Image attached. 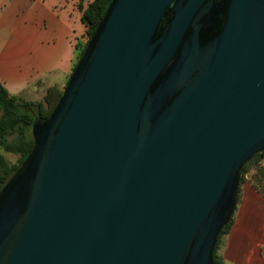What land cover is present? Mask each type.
Listing matches in <instances>:
<instances>
[{
    "label": "water",
    "instance_id": "95a60500",
    "mask_svg": "<svg viewBox=\"0 0 264 264\" xmlns=\"http://www.w3.org/2000/svg\"><path fill=\"white\" fill-rule=\"evenodd\" d=\"M258 1H109L0 190V264H214L264 151Z\"/></svg>",
    "mask_w": 264,
    "mask_h": 264
},
{
    "label": "crops",
    "instance_id": "0c3cea01",
    "mask_svg": "<svg viewBox=\"0 0 264 264\" xmlns=\"http://www.w3.org/2000/svg\"><path fill=\"white\" fill-rule=\"evenodd\" d=\"M59 1L0 0V83L9 95L53 87L51 76L69 70L75 18ZM239 194L218 254L222 264H264V191L246 174Z\"/></svg>",
    "mask_w": 264,
    "mask_h": 264
},
{
    "label": "trees",
    "instance_id": "16d2710c",
    "mask_svg": "<svg viewBox=\"0 0 264 264\" xmlns=\"http://www.w3.org/2000/svg\"><path fill=\"white\" fill-rule=\"evenodd\" d=\"M109 1L110 0H92L88 2L86 6L80 5V22L86 30L88 39L86 42L75 47L78 60L82 56L90 37L105 15ZM61 92V90L50 87L44 95V101L37 103L21 102L19 97L9 95L0 83V148L6 153L20 155L18 164L11 165L5 160L4 156L0 154V190L33 147V139L31 136L33 123L45 121L49 118L61 96ZM10 136H15V139L9 141L8 137ZM262 159H264V151L255 154L242 167L239 175L236 204L240 196L239 187L244 181L245 175L249 172V165L253 162L260 163ZM251 179L259 190L264 191V184L258 181L255 175L251 177ZM231 221L232 217L224 226L218 237L215 246L214 264H222L218 250Z\"/></svg>",
    "mask_w": 264,
    "mask_h": 264
},
{
    "label": "rangeland",
    "instance_id": "374dc122",
    "mask_svg": "<svg viewBox=\"0 0 264 264\" xmlns=\"http://www.w3.org/2000/svg\"><path fill=\"white\" fill-rule=\"evenodd\" d=\"M31 1V0H30ZM48 1H53V0H48ZM92 0H60L59 1V7L66 9V13L71 16V18H75L73 20V26L74 29L76 30V35L73 37L72 41V49L70 51V59L71 63L69 64V70L67 72L60 71L56 72L53 76H51V81L52 85L55 89L57 90H63L65 85L67 84L70 75L72 71L74 70V65L78 62L77 59V50L76 46L84 43L88 39V35L86 33V30L83 29V25L80 23L79 17H80V3H82V6L87 5L88 2ZM50 87L47 86H38L34 89L32 94H24L20 98L21 102H30V103H37V102H42L44 101V95L47 91V89ZM9 141H13L15 139V136H10L8 137ZM0 154H2L5 158V160L9 164H18L19 161V154H11V153H6L0 148ZM249 172H248V177H253L255 175L256 179L260 181L262 184H264V163L263 162H253L252 164L249 165L248 167Z\"/></svg>",
    "mask_w": 264,
    "mask_h": 264
},
{
    "label": "flooded vegetation",
    "instance_id": "af4514ba",
    "mask_svg": "<svg viewBox=\"0 0 264 264\" xmlns=\"http://www.w3.org/2000/svg\"><path fill=\"white\" fill-rule=\"evenodd\" d=\"M224 2L226 3V0H217V2H216L218 4L222 3V6L216 9V12H215V15H214L215 18L219 21V26L220 27L224 24L225 19H226L227 5L224 4ZM260 3H261L260 1L257 2V4H260ZM261 5H262V9L264 10V0H262Z\"/></svg>",
    "mask_w": 264,
    "mask_h": 264
}]
</instances>
